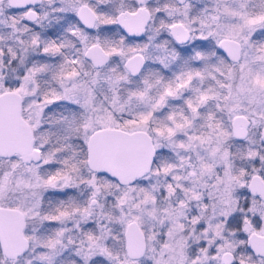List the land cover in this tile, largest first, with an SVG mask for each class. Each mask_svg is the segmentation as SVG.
<instances>
[{"label":"snow or ice","instance_id":"obj_1","mask_svg":"<svg viewBox=\"0 0 264 264\" xmlns=\"http://www.w3.org/2000/svg\"><path fill=\"white\" fill-rule=\"evenodd\" d=\"M0 264H264V0H0Z\"/></svg>","mask_w":264,"mask_h":264}]
</instances>
